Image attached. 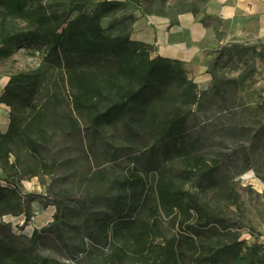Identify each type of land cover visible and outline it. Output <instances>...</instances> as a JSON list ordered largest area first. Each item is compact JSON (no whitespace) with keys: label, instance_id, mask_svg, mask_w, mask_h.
I'll use <instances>...</instances> for the list:
<instances>
[{"label":"trees","instance_id":"16d2710c","mask_svg":"<svg viewBox=\"0 0 264 264\" xmlns=\"http://www.w3.org/2000/svg\"><path fill=\"white\" fill-rule=\"evenodd\" d=\"M209 1L138 3L147 14L198 15L205 13ZM127 10V2L120 0H0V55L29 49L42 56L37 69L12 75L0 95V105L11 108L9 130L0 135L6 183H0V264H63L40 254L44 241L67 249L71 259L86 254L90 264H264V244H248L238 234L225 238L230 223L226 210L203 201L202 193L218 190L231 205L239 204L224 176L234 156L207 159L199 153L200 140L190 132L195 108L212 99L227 114V137V131L251 137L256 151L264 145L263 119L255 122V134L243 127L239 132L242 123L231 113L232 92L258 93L252 90L253 76L264 48L221 46L209 68L211 84L199 94L182 62L151 58L150 45L131 39L136 18ZM226 64H232L238 76H220ZM57 72L71 98L69 111L63 108L61 89L37 104L45 81ZM106 128H120L127 140L148 141L144 172L133 169L109 178L106 169L86 166L79 199L68 198L61 189L49 226L34 230L29 238L13 233L3 218L24 215L29 221L37 197L27 199L19 186L24 178L55 173L58 163L52 154L58 131L74 135L86 130L88 151H93ZM253 151L244 149L247 169ZM116 159L113 155L110 160ZM256 176L264 181L262 172ZM192 180L198 181L200 193L184 187ZM164 219L177 228V235L167 236Z\"/></svg>","mask_w":264,"mask_h":264},{"label":"rangeland","instance_id":"374dc122","mask_svg":"<svg viewBox=\"0 0 264 264\" xmlns=\"http://www.w3.org/2000/svg\"><path fill=\"white\" fill-rule=\"evenodd\" d=\"M106 24L107 21L104 22L105 26ZM253 44L258 46V50H261L264 48V39L258 42H250V45ZM220 47L212 52L210 65L216 58V51ZM224 60L225 58L221 62ZM41 61V54L34 55L29 49H17L8 56L0 55V95L12 75L35 70ZM218 74L229 78L238 76V72L233 71L232 64L224 65V68L219 69ZM253 79L256 82L252 90H256L258 93H253V91L249 93L244 89H238L231 95L233 104L231 113L242 123L239 132L243 127V129L248 128L251 134H255L259 128L255 124L257 119L264 120V58L256 61V73ZM56 81L60 83L61 88L56 87ZM210 84L211 81L205 90L209 88ZM59 89H61V95L64 99L63 108L69 111L71 98H68L69 92L62 86L59 72L55 73L54 76L51 74L45 81L37 96V104H42L46 98L50 97L52 91L55 92ZM197 90L199 94L204 91L199 87ZM195 111V116L190 120V132L194 138L200 140V143L197 144L199 153L209 160L218 157L220 154H226L227 157L234 156V159L226 167L224 176L239 196V204L235 206L231 205V200H224L218 190H210L202 193L203 201L209 204L211 208L226 210L230 223L228 229L223 232L227 235L225 238L228 239L230 235L238 234L240 240L248 244L255 242L264 244V181L256 176L257 171L264 174V145L262 144L256 151V145L250 141L251 137L247 139L242 133L235 136L231 134V131H227L229 134L227 137L223 131L224 125L228 121L227 114L221 109L219 102L215 100L207 101L202 108H195ZM10 116L11 108L0 105V135L8 132ZM228 129H232V127ZM55 138L52 154L58 163L55 173L35 178H24L19 186L21 194L27 199L30 195L37 197V200L31 204L29 221L24 215L19 217L8 215L3 218L5 223L12 226V232L18 236L29 238L34 230L49 226L54 221L56 213L54 200L59 198L57 194L61 189H65L68 192L66 196L72 200L82 196L86 180L82 176L81 170L86 166H91L94 170H96L95 168L106 169L109 178L125 176L133 169L144 172L145 157L143 154L148 141L127 140L120 128H106L100 138L97 139L93 151H88L86 130L74 135H67L63 131H58ZM252 147L254 149L250 156L253 160L252 167L247 169L244 149L251 150ZM113 155L117 158L115 161L110 160ZM14 161L15 158L11 157V162ZM67 161L68 163L63 165V162ZM152 176L149 174L150 185L153 184ZM197 182V180L189 181L184 187L195 193H200ZM0 183L6 185L1 167ZM72 200L68 202L70 205H74ZM164 222L167 227V236L174 237L177 235V228L165 219ZM66 250H58L52 241H44L38 248L41 255L57 259L63 264L91 263L84 253L77 255L76 259L67 257Z\"/></svg>","mask_w":264,"mask_h":264},{"label":"crops","instance_id":"0c3cea01","mask_svg":"<svg viewBox=\"0 0 264 264\" xmlns=\"http://www.w3.org/2000/svg\"><path fill=\"white\" fill-rule=\"evenodd\" d=\"M120 1L127 2L126 13L136 18L131 39L150 45L151 58L182 62L189 79L204 90L212 80L209 66L216 48L264 39V0H210L198 15L147 14L138 3L142 0Z\"/></svg>","mask_w":264,"mask_h":264}]
</instances>
